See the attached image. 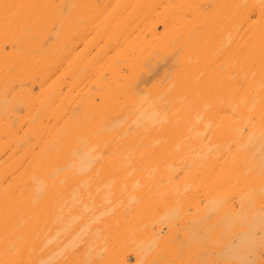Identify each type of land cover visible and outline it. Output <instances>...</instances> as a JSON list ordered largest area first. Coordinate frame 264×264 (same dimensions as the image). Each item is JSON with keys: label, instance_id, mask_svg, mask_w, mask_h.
<instances>
[{"label": "bare ground", "instance_id": "obj_1", "mask_svg": "<svg viewBox=\"0 0 264 264\" xmlns=\"http://www.w3.org/2000/svg\"><path fill=\"white\" fill-rule=\"evenodd\" d=\"M0 264H264V0H0Z\"/></svg>", "mask_w": 264, "mask_h": 264}]
</instances>
